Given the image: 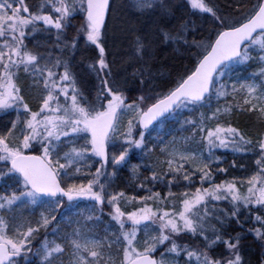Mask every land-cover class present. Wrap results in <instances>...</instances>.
Wrapping results in <instances>:
<instances>
[{"label": "snow or ice", "instance_id": "1", "mask_svg": "<svg viewBox=\"0 0 264 264\" xmlns=\"http://www.w3.org/2000/svg\"><path fill=\"white\" fill-rule=\"evenodd\" d=\"M131 3L141 14L171 12L169 0ZM190 3L211 18L213 31L206 38L189 42L187 25L176 35L163 29L158 32L162 42L183 41L197 49L192 67L177 74L166 90L156 91L152 85L146 92L145 86L153 79V39L137 32L128 62L137 65L131 76L141 94L129 103L127 79L123 84L116 79L106 53L109 0H43L35 9L26 0H0V112H16V118L0 131V182L12 181L4 183L0 192V213L45 208L34 222L13 216L12 237L7 234L9 221L0 214V264H19L16 258L22 256L27 260L33 237L49 227L54 239H45L35 253L41 264H63L65 254L67 264H169V256L171 264H179L181 253L184 264H244L241 246L247 233L260 241L264 256V131L249 138L225 120L235 112L255 113L264 125V0H236L228 14L212 0ZM76 14H82L84 22L69 39L66 33ZM37 33L54 36L52 46L60 55L41 51L46 42L36 41L30 47ZM81 40L95 53L87 66L99 81L94 98L85 95L71 63ZM253 60L259 71L243 80L237 75L232 82L234 67ZM21 72L31 77L33 87L42 86L37 110L26 102ZM241 94L243 103L219 105L221 99L232 96L235 101ZM214 99L217 106L210 115L201 114L199 122L176 121L179 130L190 129L191 136L179 141L159 139L164 160L130 163L133 149L155 151L145 143L150 126L185 109L211 110ZM124 116L129 118L122 130ZM209 121H215L214 126H208ZM218 148L253 152L257 157L253 174L217 183L211 163ZM157 165L161 166L159 174ZM129 166L133 177L142 168L150 170L151 175L136 186L145 195L109 190L117 170ZM217 172L227 169L217 168ZM197 174L199 187H195ZM182 182L195 190L173 192ZM244 183L246 192L241 189ZM158 185L167 191L156 190ZM82 199L93 202L88 221L100 222L108 207L111 223L103 238L89 235L83 226L72 227L80 221L66 217L65 212L78 207ZM216 202H227L230 207L218 208ZM122 203L139 206L127 211L122 210ZM97 211L100 216L95 215ZM249 219L253 226L245 228ZM233 223L241 230L235 235L228 231ZM185 235L202 240L203 247L179 243ZM221 245L223 251L217 252Z\"/></svg>", "mask_w": 264, "mask_h": 264}, {"label": "rangeland", "instance_id": "2", "mask_svg": "<svg viewBox=\"0 0 264 264\" xmlns=\"http://www.w3.org/2000/svg\"><path fill=\"white\" fill-rule=\"evenodd\" d=\"M26 2L30 5L31 8L35 9L39 4L43 2V0H26ZM190 4V0L188 1ZM111 11L109 12L108 17V28H107V34L104 37L106 48H108V43L113 42V38L115 36L113 35V30H117L118 32L122 33L123 31L120 30L122 28L121 23V15L119 10H126V12H130L134 14L135 16H141L138 18H153L156 14L160 15V11H154L148 14H141L133 11V6L131 3V0L129 2H120V0H113L111 3ZM83 16L82 14H76L75 18L71 20V26L67 30V37L71 39L73 36L76 35L77 30L81 27L83 24ZM164 23V22H162ZM54 40V36H48L43 33H37L34 38L31 39L29 42V46L31 47V44L35 43L36 41H40L41 43L46 42V47H42L41 51H50L52 53V56L55 57L57 55H60L59 50L54 48L52 46ZM111 40V41H110ZM89 46H85L83 43V40H81L80 46L78 47L76 53L74 56L71 57V63L73 65V71L77 74L79 81H80V87L82 90H84L85 95L91 94V98L95 97L96 94V87L99 83H97V79L93 73H90L88 70V64L91 63V58L95 56V53L92 54L90 51ZM92 55V56H91ZM255 55V54H253ZM67 56V54H66ZM259 67L255 60L249 62L248 64L243 65H236L234 67L233 72L231 73L232 76V82L235 81L236 76L239 75L241 79L248 78L252 75L254 72H258ZM227 79V78H226ZM20 84L24 88V96L26 99V102L30 105V107L33 110H37L38 104L40 103V96L42 91L41 87H33L32 86V79L30 76H26L23 72L20 73ZM93 90V92H92ZM92 92V93H91ZM131 101H129L130 103ZM243 103L242 94L236 97V100L233 101L232 96H228L226 99H221L219 101V105L223 106L225 103ZM213 109L208 108H196V109H185L180 112H178L175 116H169L167 119L163 121V123H158L153 128L149 129V132L146 133V141L145 143L151 144V148L155 147V151L153 152V156L151 154L143 155L139 149H133L132 153L130 154V163L131 164H155L157 160H164V156L160 153L159 148L162 147V145L158 144L159 139L162 137L164 140L170 141L175 137L178 141L181 139V137L185 136H191V130L188 131H180V125L176 121H184L185 119H190L193 121H200L201 114L204 115H210V112L215 109L217 106V101L213 100ZM232 116V115H231ZM231 116L226 117L225 120L227 122L231 121ZM16 118V112L14 110H9L8 113H2L0 112V131L3 130L5 126L10 125V122L13 121ZM128 116L122 117V130L123 126H126ZM224 123V120L221 121ZM215 121H209L208 126H214ZM187 127V126H186ZM264 131V129L262 130ZM135 134V130H134ZM249 137L248 135H246ZM254 137V136H252ZM249 137V138H252ZM138 138V137H137ZM83 141H79L78 144H82ZM190 146L193 149H199V145L197 144H190ZM67 150V149H65ZM114 149L110 148V151ZM205 155H207L206 149H204ZM219 158L217 161L216 158ZM257 157L255 154L251 151L249 152H234L230 148L229 149H221L218 148L214 151L213 160L211 163V169L213 171V174L215 176V181L217 183L223 181V180H232L234 177L239 181L241 179H245L247 177H250V175L253 174L254 170L256 169L255 165V159ZM237 160L236 168L233 174L227 178V175L225 177V174L229 173V168H233V162ZM63 162V161H62ZM90 163V161L86 162ZM227 163V164H226ZM225 164V166H224ZM166 167V166H164ZM217 168H224L227 169L226 173H220L217 172ZM156 172L159 174L161 172V166H155ZM94 171V169H93ZM111 167L108 168V172H111ZM151 172L147 169H141L140 174L137 177H133L130 166L129 167H122L117 170L116 176L113 178L112 181V188L109 189L110 191H124L127 196H142L146 193L141 191L138 187H136L146 176H150ZM198 175L197 174V180L195 187H199V181H198ZM220 175V177H219ZM219 177V178H218ZM4 183L11 184L12 181L7 180L5 178V182H0V192H2ZM184 185V182H182L181 186L173 187L172 191L176 193L184 192L186 190L194 191V188L188 189ZM207 186V184L205 185ZM248 185L244 183L241 185L242 191L246 192ZM156 190L166 192L167 190L163 188V185H158ZM78 207H73L71 211L65 212L66 217H71L73 220H79V225H73L72 227H84V231L87 232L89 235H96L101 238L105 236V229L109 227V224L111 223L110 217L108 216V207L104 208V215L101 216L100 222H93L88 221L85 218L89 215V209L92 208L93 202L90 200L82 199L78 202ZM216 205L218 208H228L230 207L227 202H216ZM139 205H132L130 203H122L121 208L122 210L127 211H133L136 207ZM149 206L151 207L152 204L149 202ZM107 209V210H106ZM45 208L43 206L39 207H21L16 209L14 212H4L0 213L2 214L6 220L9 221V228L7 230V234L12 237L15 234V223L16 221H13L11 218L15 216L17 220H19L21 217L26 222H34L35 220L39 219L40 213L44 212ZM64 211V210H62ZM96 216H100V213L97 211L95 213ZM105 216V217H104ZM57 219L59 220L60 217L58 215ZM105 219V221H104ZM55 224V222H54ZM60 227L62 229H65L67 231H71V227H69L67 224H61ZM251 234V233H249ZM60 235H63V232L60 233ZM140 235V234H138ZM246 235V234H245ZM47 239L49 241L53 240L54 237L51 235V227L47 230V232L44 229H41L40 232L35 235L31 242V253H26L27 260L24 259V257H17V260L19 261V264H41V257L38 255H35L38 249L41 248L44 240ZM57 242H60L57 239ZM249 243V241H247ZM179 243L181 244H189L190 246L194 248H202L203 247V241L200 239H197L195 237L190 236H182L179 240ZM217 252L223 251V246H218L216 249ZM262 253V252H260ZM159 259V255L156 257ZM63 264H67L68 262V256L65 254V256L62 258ZM169 264H171L172 257L169 256ZM185 262V256L183 253H181V256L179 257V264H184ZM59 264V262H57Z\"/></svg>", "mask_w": 264, "mask_h": 264}, {"label": "trees", "instance_id": "3", "mask_svg": "<svg viewBox=\"0 0 264 264\" xmlns=\"http://www.w3.org/2000/svg\"><path fill=\"white\" fill-rule=\"evenodd\" d=\"M123 1L126 2L128 0H120V2ZM188 1L189 0H169L171 4V12L169 14H156L153 18L146 19L138 18L141 16H135L130 12H126V10H119L122 23V28L120 30L123 32L120 33L115 29L113 30L112 33L115 38H113V42L108 43L106 53L116 79L122 84L123 81L127 79L126 95L128 97V102L141 94L140 86L131 76V73L137 65L128 62L131 41L137 32L147 34L153 39V56L150 60L153 79L150 85L145 86L144 90L146 92L152 85H155L156 91L166 90L167 87L170 86L171 80L174 79L177 74L183 73L186 69L192 67L196 59L195 52L197 49L189 48L183 41L179 43L162 42L158 32V29H163L172 33V35H176L184 25H187L189 30L186 34L189 42H191L193 40L201 41L213 31V24L208 14L193 8ZM253 2H255V0H253ZM212 3L219 6L222 12L228 14L230 5L235 4L236 0H212ZM133 11L137 12L134 7ZM90 51L94 54L91 48ZM93 59L94 57L91 58V61ZM97 83H99L98 80ZM231 121L232 126L243 130L245 135L249 137L254 136L264 129V125L257 120V115L255 113L235 112L231 116ZM147 146L149 148L152 147L150 143H148ZM141 153L144 156L148 154L146 152ZM150 154V157H152L153 152ZM234 162L236 165L237 160ZM235 168L236 166L232 169L229 168V173L225 174V177L226 175L227 178L230 177L235 171ZM252 226L253 221L249 219L245 224V228ZM228 231L232 235H235L236 232L241 230L233 223ZM247 241H249V243ZM260 252H262L260 241H258L253 234L247 233L242 240L241 246L244 264H261V260L264 259V256H262Z\"/></svg>", "mask_w": 264, "mask_h": 264}, {"label": "water", "instance_id": "4", "mask_svg": "<svg viewBox=\"0 0 264 264\" xmlns=\"http://www.w3.org/2000/svg\"><path fill=\"white\" fill-rule=\"evenodd\" d=\"M109 2H111V0H109ZM108 15L106 17V21H107ZM157 123H155L153 126H155ZM153 126H150V128H152Z\"/></svg>", "mask_w": 264, "mask_h": 264}, {"label": "flooded vegetation", "instance_id": "5", "mask_svg": "<svg viewBox=\"0 0 264 264\" xmlns=\"http://www.w3.org/2000/svg\"><path fill=\"white\" fill-rule=\"evenodd\" d=\"M90 47V46H89Z\"/></svg>", "mask_w": 264, "mask_h": 264}]
</instances>
